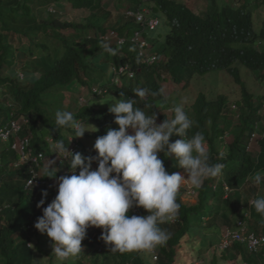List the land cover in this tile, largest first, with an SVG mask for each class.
<instances>
[{
	"label": "trees",
	"instance_id": "obj_1",
	"mask_svg": "<svg viewBox=\"0 0 264 264\" xmlns=\"http://www.w3.org/2000/svg\"><path fill=\"white\" fill-rule=\"evenodd\" d=\"M104 1L0 0V112L6 113L4 119L0 117V130L11 121L22 124L8 141H0V264H45L42 259H36V251L49 256L48 264H60L52 255L53 248L48 251L49 248L43 250L40 247V243L49 246L44 238H51L34 226L37 218L43 215L42 208L52 202L58 189L55 186L51 190L44 187L25 189L31 162L15 166L19 155L11 145L18 138L29 137L33 149L44 152L47 159L39 167L41 179L49 182L69 171L68 161L62 170H56L54 177L42 176L46 175L45 166L49 160L56 163L51 153L53 142L63 140L67 145L70 143L67 136L73 134L71 129L56 128L55 112L65 110L67 106L64 91L68 92L70 85L84 88L92 84L89 80L94 75L104 73L99 67L103 63L129 62L135 77L118 87L120 99H134L135 106L146 115H160L163 121L174 118L173 108L176 106L166 107L171 109L170 115L157 108L167 99L161 82L168 75L177 83L183 82L184 88L195 75L225 71L241 87V99L230 109L224 95L208 99L200 92L191 105L184 106L193 121L185 138L196 132L203 133L210 163H222L224 168L220 175L205 180L199 188L192 185L180 187L177 194L180 208L175 221L159 225L170 234V238L163 246H157V260H153L152 252H147L150 258L145 259L142 252L113 253L107 250L109 245L100 240L102 229L91 226L82 241L83 252L63 264H194L201 252L195 257L192 253L190 257L183 253L185 248H192L196 232L204 235H201L202 247L212 246L219 242L225 229L234 227L239 219L246 223L248 230L264 235V216L256 212L252 203L247 204V211L239 205L241 191L248 190L254 197L252 200L259 197L258 188L249 182V177L264 169V136L258 145L255 144L258 146L256 155L251 153L252 149H247V144L253 132H264V94L256 95L248 90L238 67L240 64L257 72L264 80V23L256 26L253 16L255 5H264V0H219L220 4L218 0H208L210 4L203 11H199L195 3L191 8L186 1L115 0L117 4L127 3L126 9H134L132 14L124 15L127 20L123 25L118 21L114 28L119 35L127 37L119 43L104 38L112 30L106 25L111 11ZM64 4L78 11L80 21L59 17ZM143 7L148 9V13H144V24L135 15L136 10ZM40 8H44L46 15L39 13ZM149 16H159L169 26L160 40L156 37L150 42L148 32L155 31L158 26L148 30ZM142 39L147 45L140 49L138 43ZM105 44L112 49L111 52L105 49ZM153 54L159 56L154 63L141 62ZM33 74L38 76L30 81ZM107 84L111 83L108 81ZM137 88L146 90L143 99L135 96L133 89ZM101 89V93L93 95L101 96L107 92ZM91 98L90 95L88 99ZM88 104L89 101L86 105L80 103L81 107L74 113L71 109L66 111H71L77 119L94 123L98 129L92 133L95 138L105 135L109 127L118 128L114 122L115 114L110 113L109 108ZM235 115L238 123L233 124ZM128 132L130 134L132 130L128 129ZM180 138L173 135L170 142ZM158 158L169 174L184 170L174 157H166L160 152ZM55 163L52 167L56 169ZM97 167L98 163L93 161L92 168ZM77 169L78 174L80 169ZM261 182L264 187V179ZM189 189L193 191L191 195L195 202L183 200ZM43 190L47 191L46 197H42ZM42 198L44 205L37 207ZM133 208H137V212L129 215L148 213L143 207ZM229 250H224L226 254L221 251L218 258L221 264L228 263L227 260L264 264V244L249 252L246 243L234 242ZM216 260L214 264H219Z\"/></svg>",
	"mask_w": 264,
	"mask_h": 264
},
{
	"label": "clouds",
	"instance_id": "obj_2",
	"mask_svg": "<svg viewBox=\"0 0 264 264\" xmlns=\"http://www.w3.org/2000/svg\"><path fill=\"white\" fill-rule=\"evenodd\" d=\"M146 9L143 7L135 12L136 18L138 14L142 15L143 24L144 13H148ZM133 11L132 8L126 9L124 15L132 14ZM153 21L157 22L152 26ZM159 23V18L149 16L148 30H154ZM108 33L104 37L105 40L111 39L114 43L127 38L119 35L114 29ZM138 44L141 49L147 42L142 39ZM104 47L109 52L112 51L107 44ZM158 59L159 56L153 54L141 59V62L152 64ZM110 69L111 73H115L126 82L135 77V71L129 62L112 63ZM116 81L115 79L113 82ZM101 91V88L92 89L93 94H99ZM133 92L141 99L146 95L144 89H133ZM123 95L121 93V97ZM87 99L80 96L78 101L84 103ZM106 101L108 100L104 102ZM186 102L184 100L180 104L174 103L176 105L173 108L174 118L157 123L156 115H146L140 107L135 106L134 99H115L108 110L115 114L114 122L118 128L109 127L105 135L95 140L93 145L97 151L95 156H84L79 153L81 145L76 137H83L86 131L93 133L98 129L87 121L77 119L71 111L55 112L56 128L71 129L73 134L67 136L70 142L67 145L63 140L53 142L51 153L56 158V163L48 159L49 163L45 166L46 175L42 176L54 177L56 169H62L68 165V161L71 173L65 171L64 176L57 178L58 194L51 203L42 208L43 215L37 218L34 226L41 234L46 233L54 242L52 255L60 264L70 257H78L83 252L82 241L87 235V228L91 226L102 229L100 240L110 245V251L113 253L153 252L157 246H163L170 238V234L159 225L171 221L178 213L180 204L177 202V194L185 180H190L192 186L199 188L205 180L222 173L224 168L222 163H210L203 133L196 132L190 138H185L187 130L193 125V121L184 110ZM16 123L20 130L22 124ZM128 129L132 130L130 134ZM253 133L256 134V139L251 141ZM253 133L248 139L251 141L250 146L249 142L247 144L248 150L255 147V144L258 145L264 132ZM173 135L181 138L170 142ZM19 139L22 138L16 139L14 143ZM0 141L6 142L8 139ZM28 150L31 157L38 158V163L33 164L36 165L34 168L37 172L34 176L39 178V167L47 156L44 152H36L33 149L30 138ZM160 152L166 157H174L187 173V177L178 172L169 174L163 161L158 158ZM18 155L20 156L19 153ZM223 155L220 154L221 158ZM93 161L98 163L95 169L92 168ZM18 162L19 159L15 166L24 164ZM54 163L56 169L50 167ZM78 167L80 170L77 174ZM262 179L264 177L259 174L255 176L257 184ZM54 180L49 182L44 180L49 185L44 188L51 190L55 184ZM31 184L30 179L28 186ZM25 189L33 187H27L26 182ZM46 190L42 191V197L47 196ZM44 203L45 200L42 198L37 207ZM251 203L256 212L264 216V196L254 199ZM133 207H143L148 214L129 215ZM99 245L98 243L97 246Z\"/></svg>",
	"mask_w": 264,
	"mask_h": 264
},
{
	"label": "rangeland",
	"instance_id": "obj_3",
	"mask_svg": "<svg viewBox=\"0 0 264 264\" xmlns=\"http://www.w3.org/2000/svg\"><path fill=\"white\" fill-rule=\"evenodd\" d=\"M178 1H183V2H187L189 4V6L192 8L193 7V3L196 4V6H198L199 11H203L205 9L208 8V5L210 4V2L208 3V0H178ZM118 2V1H117ZM117 2L115 0H105L104 3L106 6H108V9L111 11V16L109 18V20L107 21L106 25H109L110 27H112L111 29H114L117 26V22L120 21V23L123 25L124 22L127 20L124 16V12L126 10L127 7V3L121 5V4H117ZM218 4L221 3V1H217ZM147 7V6H145ZM39 13L42 15H46V12L44 13V8H40L38 9ZM63 11L62 14H59V17L62 18L63 20H68V21H80V15L78 13L77 10H71V8L68 6V4H64L63 9H61ZM154 16V15H153ZM253 16H254V21L256 26H260L262 23H264V5H262L261 3H257L255 5V9L253 11ZM159 17V16H157ZM161 24L157 27V29L155 31H151L148 32V37L150 38V42H152L151 40L153 38H158V40H160L163 35L168 31L169 26L163 21V19L161 17H159ZM264 45V44H263ZM153 49H155V46L153 47ZM155 51V50H154ZM102 67V69L104 70L103 74H97L94 75L91 80H89V82H93L92 84H88L86 85L84 88H79L76 87V85H70L67 89V91H64V95H65V100H64V104L67 105L65 106V110H69L71 109V111L74 113L76 112V110L78 108L81 107V105H79L80 103H78L79 97L83 96L84 98H89V96L91 95V99L89 100V104L91 106L94 107H106L109 108L110 104L112 101H114L115 99H120V96L117 92V89L120 85H122L123 83H128L130 80H127V82L125 81V79L120 78L118 75H116L115 73H111L108 74L109 70H110V64L109 63H103V65L99 66ZM239 67V71L241 74V77L243 79V81L246 83L248 90L256 95H262L264 94V80L261 79L259 77V74L257 72H251L247 69H245L244 67H242L240 64L238 65ZM31 79L30 81L33 80L34 76H38L37 74H33L31 75ZM166 78L164 79L163 82H161L163 84V88L165 91V95H166V100H164L163 102V106H157V108L161 109L164 111V113L170 115L171 113V109L168 108L166 109V107L168 105H172L174 103L176 104H180L182 103L184 100H186L187 102L184 103L185 105H191L195 99L197 98V96L199 95L200 92L204 93L206 98L208 99H214L216 97H218L219 95H224L227 99H228V104L227 107L228 108H232L235 103L237 101H239L241 99V87L235 83L234 79L228 75L227 72L225 71H211L205 75L202 76H197L195 75L192 79L189 80L188 84L186 87L182 88V86L184 85L183 82L181 83H177L173 80V78L171 77V75L169 76H165ZM115 79L117 80L115 83L113 81H115ZM110 82L111 84L108 85L107 82ZM120 82V83H119ZM100 84H103L102 86ZM93 88H103L104 90H106L107 92L105 94H102L101 96H97V95H93L92 93V89ZM81 92V93H80ZM80 93V94H79ZM105 100H108L106 102H104ZM103 102V103H102ZM88 103V99L86 100V102H84V104L86 105ZM83 105V104H82ZM7 106V104H6ZM224 113V112H223ZM6 116L5 112H0V117L1 119H4V117ZM160 115H156V122L157 123H161L163 122V120H161L159 118ZM232 123L236 124L238 123V117L235 115L234 117H232ZM92 125L95 126L94 123H91ZM261 123L259 122V125ZM66 135V134H63ZM226 137V135H225ZM78 143L81 145V149L80 152L81 154H83L84 156L88 155V154H97V151L94 149L93 145L95 143V140L97 138H95L92 135V132L86 131L83 135V137H76ZM225 141V139H224ZM223 141V142H224ZM254 148V147H253ZM252 149L251 153L253 155H256L258 152V146ZM50 154V153H49ZM52 165H50V167H52ZM58 170V169H56ZM62 170V169H60ZM181 175H184L185 177H187V173L184 171H180L178 172ZM261 175L262 177H264V169L258 171L256 174L252 175L249 177V182H251L254 186H256L258 188V193L257 195L260 196H264V187L262 182H260L259 184H257L255 182V176L256 175ZM66 175V174H65ZM64 176V175H63ZM55 184L53 186H55L56 189H58V179L54 180ZM184 185H188L190 186V180H185V182L181 185V187H184ZM192 189H189L188 192H186L185 196H184V201L185 202H195L194 199L192 198ZM242 194V199L240 198L239 201V205H243V209L244 207L247 208V206L249 204H251V202L253 201L252 198V194H250L248 192V190L245 191H241ZM236 196V195H235ZM232 195V197H235ZM257 197V196H256ZM248 204V205H247ZM248 210V208L246 209V211ZM249 213L246 212V216H248ZM240 220V219H239ZM238 221V220H237ZM218 224L221 225L222 221L219 219ZM201 232H196L194 239H193V245L191 246L192 248H185L183 253L185 256H191L190 253H192V256H196V254L198 252H201V257L199 256L197 260L194 261V264H200L201 262H203V264H214V261L218 260V263L221 264V262L219 261V256L222 254L221 250H219L218 248V243H215L212 246H204L200 244L201 240L203 239L202 237L204 235H202ZM208 236V234H207ZM208 238V237H207ZM221 238V237H219ZM191 238H188V240ZM44 240L48 243L49 246L44 247V245L42 243H40V247L43 250H46V248H49V250H51L52 248V241L49 238H44ZM192 241V240H191ZM111 246H108V249L110 251ZM195 249L194 252H190V250ZM157 248L154 250L156 251ZM229 250V249H228ZM99 251V250H98ZM225 252V251H224ZM230 252V250L228 251ZM227 252H225L226 254ZM224 254V253H223ZM35 256L36 259L41 260L42 262L45 264H48V259L49 256H44L41 255V253L39 252H35ZM141 256L145 259L150 258V256L148 255L147 252H142ZM216 260V261H217ZM228 263L226 264H242L240 260H227Z\"/></svg>",
	"mask_w": 264,
	"mask_h": 264
},
{
	"label": "built area",
	"instance_id": "obj_4",
	"mask_svg": "<svg viewBox=\"0 0 264 264\" xmlns=\"http://www.w3.org/2000/svg\"><path fill=\"white\" fill-rule=\"evenodd\" d=\"M138 20H142V15L138 14L137 16ZM157 21H153V24H156ZM122 70V69H121ZM20 126L16 122H11L10 125L6 126L2 130H0V139L1 140H7L13 133L17 132L19 130ZM264 136V133L262 134ZM256 139V134L253 133L251 135V141ZM251 141L249 142V146L251 144ZM28 144H29V137H25L22 139H19L17 142L12 144V148L16 150L20 156H19V164L31 162V165H29V171H30V178L32 180V184L28 186L29 180L27 181V187H33V188H42L44 186L48 187V183H46L44 180H41L37 176V172L34 168V165L38 163L37 157H31L30 151L28 150ZM35 163V164H33ZM36 166V165H35ZM137 208H132L129 213H136ZM148 214V213H147ZM146 214V215H147ZM175 221V217L171 220V222ZM102 242H104L101 239ZM234 242H244L246 243V246L249 250V252H254L264 244V235L262 234H256L255 232H252L248 230V227L246 223L243 220H238L234 227L226 228L223 232L221 239L218 243V248L221 251L228 250L232 247ZM100 250V248H98ZM153 253V260H157L158 256L155 253Z\"/></svg>",
	"mask_w": 264,
	"mask_h": 264
}]
</instances>
